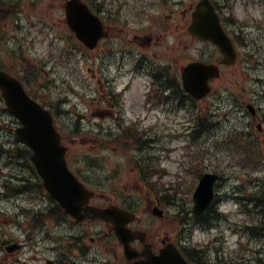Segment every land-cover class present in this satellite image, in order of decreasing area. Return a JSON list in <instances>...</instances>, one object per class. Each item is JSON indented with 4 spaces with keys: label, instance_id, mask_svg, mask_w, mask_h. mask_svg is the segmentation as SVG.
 Returning <instances> with one entry per match:
<instances>
[{
    "label": "rangeland",
    "instance_id": "obj_1",
    "mask_svg": "<svg viewBox=\"0 0 264 264\" xmlns=\"http://www.w3.org/2000/svg\"><path fill=\"white\" fill-rule=\"evenodd\" d=\"M48 1L50 0H40V3L46 5ZM34 3V0H20L18 5L14 7L15 18L17 19L18 25L21 26V33L18 35H21V37H33L34 45L31 47L30 53H27V61L33 62L34 66L44 70L42 72L43 77L40 78L39 81L43 86L44 95L39 91H35L34 86H30V90L37 94L41 102L45 105L51 104L54 108L52 110L61 115V118L56 120L58 128H64L63 126L68 127L64 131L63 138L64 145L69 147L68 158L73 161L72 169L76 171L80 170V172L83 171L85 175L84 180L87 182L88 186L94 189L97 197H104V199H100L98 203H118L120 205L130 206L135 209L133 211H135L139 220L142 221V225L145 229H152L151 231H154V234L159 233L161 239L166 237L178 239L181 233L184 234V231H182L183 220L180 219L179 210H177L176 206L181 204V208L184 210H192L193 207L192 192L194 189L192 188L193 179L191 175L194 173V171H192L194 168L191 169L189 163L195 160L196 155L200 154L202 156V153H204L206 161L204 160L205 166H203V168L204 171H209V164L207 161L210 160V156L208 152L211 151L210 148L212 147L208 146V144L212 142H223L226 133L224 129L220 131L217 129H210V133L206 132L197 140H193L191 137L192 135L189 136V134L184 133V124L187 121L195 124L193 120L194 110L198 112L201 110L202 114H206L208 106L214 105V99L207 101L205 104H198V109H193L190 116L186 112L180 111L175 114L171 113L170 115L172 116L164 117L162 121H158L154 115H149L144 118V116L148 114L143 112V117L140 118L143 120L142 130L146 132L145 135H138L132 131L134 134H129L126 139L123 138L124 135H121L119 139V135L116 134L99 135L93 132L88 133V131L90 132L91 130V124L89 122L94 125L103 124L99 117L94 116L95 112L104 107V105L99 106L98 104L100 96V84L98 83V79L109 77L110 74L106 68H104L103 72L98 71L100 67L97 60L99 53L96 51H88L86 49L81 51L80 54L73 53L71 56L65 54L63 48L66 47L67 53L70 52L71 48L65 40L62 39L63 30L65 28L62 22L57 25V28L55 27L54 34L52 35L53 41L55 42L57 38L59 43L54 51L49 54L51 41L42 25L47 22L51 24H53V22H59L57 20L59 15L57 12L54 14V17L52 13L43 15L40 21L34 14ZM234 7L235 18H237V21L241 24L243 23L240 25L241 27L251 21L252 16L243 11V6L240 5L239 1ZM30 23H36L37 29L31 28L33 26L30 25ZM251 24H254L255 27H250L248 29V35H250V40L248 39V42L250 43L247 53H251L253 56L254 52H256V59L259 58L260 60V68L259 71L253 74V65H251L250 60V62L248 61L250 71L244 69V64L227 71L231 82L234 83L236 80L238 83V86L234 87L233 84H231L232 91L236 94L243 92L242 88L249 89V93L252 91L255 93L257 88L260 92L261 90L264 92V84H262V82H264V19L260 18L257 21H251ZM187 39L186 37H181L176 40V42L181 43L182 46L181 56L178 57L181 64L185 62V65L188 62V57L192 53L191 49L193 47L192 42ZM172 41L173 39L167 40V44ZM148 51L149 50H146L145 52L147 53ZM152 52L153 50L149 51V55H152ZM9 53L10 56H6V58H1L0 56V66L3 65L10 68L15 64V49L9 50ZM51 58L58 63L64 62L70 65L55 67L54 77H57L56 83L54 81L50 89L45 91L46 70L49 71L45 66L48 64V59ZM79 60L82 61V68L76 65V62ZM162 60V64L164 65L171 64L173 56L166 50V54H163ZM109 62L111 61H104L103 67H106ZM177 65L178 68L181 67L180 63L176 64V66ZM180 71L181 69L174 68L173 73L177 74ZM48 74L50 77L51 72ZM247 74L250 75L247 76ZM255 76H260V85H263V87H259L258 84L254 86L253 79L256 80ZM141 86L142 82L138 80L136 85L132 88L131 97L128 101L129 106L127 112L130 121L133 123L140 119L136 117V115L137 112L140 111L139 107L141 106V103L137 101L142 99L140 97L142 94ZM45 92L47 97L45 96ZM66 97H68L71 102V105L68 107L60 104L61 100ZM136 97L137 100L134 99ZM131 107L136 109L135 112H133ZM2 108L3 105L0 103V145H5L6 149H11V147L16 146L14 130L18 126H16L13 119L8 116L9 114L2 111ZM67 110H69L71 114H66ZM76 112L85 115L86 119L89 121H84L83 129L85 133L75 134V127L77 124L75 118ZM165 115H168V113ZM109 123L111 122L105 121L103 126L108 127ZM211 133H216L219 138H217L216 135L212 137ZM187 148H189V150ZM229 149L231 152L229 151L228 160L226 153L222 156L224 150L214 151L218 154V157H215V162L220 159L226 168L229 167V170H227L228 172H224L225 176L228 178L222 182V191L232 192V190L235 189L236 192L244 196L245 191L240 188L242 181L239 177L241 176V178L245 180L246 177L242 174H252L255 173V170L248 167L244 169V172L241 170L236 171V168L242 164L239 162L240 160L237 153L232 151L234 146ZM193 154L195 155L193 159H191ZM93 159H96V161ZM21 162H24V160H15L13 158L11 164H8L6 159H4V161L0 160V247L3 246L2 244L4 242V246L6 247L24 241L27 244V248H25L24 251L19 250L15 253L5 254V256L0 251V264H47L46 260H53L56 262L58 260H63L64 253L57 248L63 240V232L58 228L50 226L49 222H46L48 228L45 232L41 233L42 231L39 230L40 232L37 233V230H35L33 233L38 239L37 248L34 247L31 240L27 239L32 232L26 223L32 222H28L30 216L28 215L25 217L23 214L24 210H18V208L27 207L45 210L48 200L43 198L41 202L40 200L35 201L33 197L39 194L36 188L31 185L35 184V175L28 167L20 165L19 163ZM198 165L200 164L197 163L195 167ZM256 169H259V166ZM146 171L147 173H151L149 178H147ZM153 174H156L155 178ZM256 176L263 177V175L259 174ZM17 178H25L27 181H33V183L26 185H31V196L9 197L7 195L10 192H7L6 185L11 181H17ZM181 192L185 194H181ZM159 193L163 194L161 195ZM253 193L254 188H247L246 196H250V194ZM158 197L161 200L164 199L170 202V204L165 203L163 206L166 212L163 218L153 216L149 209L152 203L157 202ZM224 201L225 203L221 206L222 210L232 212L228 216V221L226 220L225 223L220 222L221 228L209 233H203V231L198 230L195 231L193 236L192 232H185V237L188 242L193 238L194 244H207L211 240L222 239L225 235H230L232 231L229 232L228 229L231 227L235 228V226H239L241 230H246L253 222L256 223V225L258 224V228H264V225H262V217L258 212L249 209L246 214L240 211L242 214L240 215L238 214V207L234 201L226 198ZM172 202H175V204H171ZM189 216H191V213ZM190 218L191 217H188V219ZM189 227L190 224L186 226V230H188ZM86 228L87 230L90 229V227ZM103 229L104 227L101 229L102 232ZM46 235L51 236V238H45ZM102 237L105 240L103 244H106V250L102 243L100 245L98 242L92 244L90 239L88 243L97 246V251H102V262L105 260H112V256L107 250L114 244L113 242L112 244H108L109 238L107 239L104 234ZM236 238L237 237L231 239V243L234 246L231 245L229 248L230 251L231 249L236 250L234 253L239 254L236 258L237 260H248L252 255L250 251L253 248V242L249 241L250 245L246 249L247 252H241L239 246L236 245ZM244 241H248V237L245 236ZM247 243L248 242L244 244ZM215 245L217 249V244ZM95 250L92 255L96 254ZM209 253L214 254L212 249ZM72 257L76 264H83L81 254L75 253ZM245 264L251 263L246 262ZM252 264H256V262Z\"/></svg>",
    "mask_w": 264,
    "mask_h": 264
},
{
    "label": "flooded vegetation",
    "instance_id": "obj_2",
    "mask_svg": "<svg viewBox=\"0 0 264 264\" xmlns=\"http://www.w3.org/2000/svg\"><path fill=\"white\" fill-rule=\"evenodd\" d=\"M67 1L69 0H50L46 5H39V1H36L34 4L35 15L40 21L42 20L41 16L50 13H52L53 17L56 12H63L65 15ZM89 2L90 8L99 16L103 22L105 30L108 32L107 39L104 40L105 42H100V47L102 45L101 52L112 55L122 54V57L119 60L124 61L127 59L126 55H133L132 50L138 51L143 47L142 39L147 36L152 37L149 47H151L155 39H157L156 46H165L169 48V46L165 44L164 39L168 37L179 38L181 33H189V30L187 31L186 27L192 21L191 13L196 0H186L188 3H184L182 0H90ZM244 3L249 6H255L254 11L257 14L258 10L256 8L258 6L264 7V0H244ZM182 4L187 6L182 9ZM6 13V0H0V52L1 54H5L9 47L13 46L14 48H17L15 67L20 68L21 65H24L23 61L28 60L27 53H30V48L33 46V37L19 36L18 34L21 33V26L18 25L15 16L11 17V15ZM259 14L264 18V10L260 11ZM59 20L65 27L63 31H66L68 26L65 19L62 17ZM60 22H53V24L47 22L42 25L49 38H52L54 29L55 27L57 28V25H59ZM30 25L33 26L31 28L37 29L36 23H30ZM73 34L70 30L68 31L66 42L69 43L70 38L77 39L76 35ZM78 41L74 40L70 43L75 52H79L80 49H83L82 42ZM192 41L193 43L198 42L194 38ZM54 43L57 44L59 41L55 40ZM206 50L208 51L207 58L212 59V62L216 59L219 61V53H214L212 47ZM154 56H158V54H154ZM53 60L54 59L51 60V63H53ZM148 61V56H141L138 61L141 67L134 71H126L123 66L120 68L115 67L113 70L114 77L111 85H115L118 80L124 79L127 74H139L140 69L147 64ZM248 97L249 96L247 95L229 96L227 100L224 101L225 118L227 122L230 123V113L237 114L238 117L241 116L240 118L246 116L249 121L247 120L244 128L253 134L259 132L260 135L256 137V142L258 146L264 147V109L261 104L256 106L250 104ZM254 99L256 102H260V100L264 102V95H256L254 96ZM110 105L112 110L116 109V104L110 103ZM249 107H253V110L249 111ZM118 111L120 113H126V111L120 107L118 108ZM98 115L102 117L108 116L111 118H117V112L114 113L112 111L100 112ZM153 206L154 205L151 204L150 210ZM125 209L134 210L131 208ZM113 236V243L116 244V248L112 246L109 251L113 253L115 262H117L111 264H133L134 261L147 260V257L142 255L143 252H145V254L157 256L165 247L166 241L169 242L167 239H159L157 233L154 236H151L148 233L147 241L149 245L140 240L133 242L132 246L136 248L140 255L134 261H129L126 257L124 248L120 245L121 243L117 239L115 233ZM76 241L77 243L72 245V249L68 251L70 254L75 251L74 249L78 252H83L86 247L85 244L81 243L82 237L78 238ZM178 247L180 248L179 243ZM194 259H196L195 256L192 257V260ZM256 262H261V260H256Z\"/></svg>",
    "mask_w": 264,
    "mask_h": 264
},
{
    "label": "water",
    "instance_id": "obj_3",
    "mask_svg": "<svg viewBox=\"0 0 264 264\" xmlns=\"http://www.w3.org/2000/svg\"><path fill=\"white\" fill-rule=\"evenodd\" d=\"M67 13L71 27L78 34L82 30L78 28V25L86 26L95 22L87 7L78 0L69 3ZM191 32L201 39L212 41L229 57L228 62L234 61L235 58L231 59L233 57L231 41L223 32L218 16L205 1L198 6L194 14V25ZM85 39L96 41L97 37H86ZM192 73L194 74L193 71ZM194 79L197 80V78ZM0 88L3 90L9 112L19 118L23 124V128L17 130V135L33 150L31 160L44 180L45 187L68 213L76 216L90 194L68 169L66 148L61 145V136L53 126L51 114L32 101L21 85L3 72H0ZM209 182L211 186L212 180L209 179ZM204 201L206 202L207 198L199 191L196 195V211L199 213ZM97 214L107 220H113V216L117 225L116 229L122 234L120 221L123 222V212L98 210ZM156 261L157 264H185L179 253H176L175 257L172 251L163 253Z\"/></svg>",
    "mask_w": 264,
    "mask_h": 264
},
{
    "label": "trees",
    "instance_id": "obj_4",
    "mask_svg": "<svg viewBox=\"0 0 264 264\" xmlns=\"http://www.w3.org/2000/svg\"><path fill=\"white\" fill-rule=\"evenodd\" d=\"M17 150H18L17 152L19 153L18 155L24 154V158L28 160V155L30 154L29 151H26V149H20V148H18ZM10 152L15 153V151H7V153H10Z\"/></svg>",
    "mask_w": 264,
    "mask_h": 264
}]
</instances>
